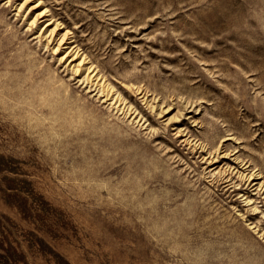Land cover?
Returning a JSON list of instances; mask_svg holds the SVG:
<instances>
[{"label":"rangeland","instance_id":"rangeland-1","mask_svg":"<svg viewBox=\"0 0 264 264\" xmlns=\"http://www.w3.org/2000/svg\"><path fill=\"white\" fill-rule=\"evenodd\" d=\"M0 264H264V0H0Z\"/></svg>","mask_w":264,"mask_h":264}]
</instances>
